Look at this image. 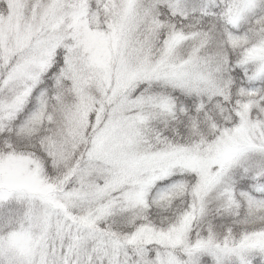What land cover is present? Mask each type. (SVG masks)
<instances>
[{
    "label": "snow or ice",
    "instance_id": "snow-or-ice-1",
    "mask_svg": "<svg viewBox=\"0 0 264 264\" xmlns=\"http://www.w3.org/2000/svg\"><path fill=\"white\" fill-rule=\"evenodd\" d=\"M0 264H264V0H0Z\"/></svg>",
    "mask_w": 264,
    "mask_h": 264
}]
</instances>
